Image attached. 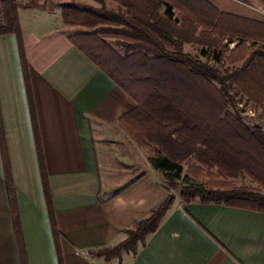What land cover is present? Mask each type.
<instances>
[{
	"label": "crops",
	"instance_id": "obj_1",
	"mask_svg": "<svg viewBox=\"0 0 264 264\" xmlns=\"http://www.w3.org/2000/svg\"><path fill=\"white\" fill-rule=\"evenodd\" d=\"M46 1L17 0L27 80L17 36H0V264H264V213L188 203L170 189L130 136L138 103L72 43L86 28L66 25ZM207 1L264 24V0ZM170 194L173 207L136 255H98Z\"/></svg>",
	"mask_w": 264,
	"mask_h": 264
},
{
	"label": "trees",
	"instance_id": "obj_2",
	"mask_svg": "<svg viewBox=\"0 0 264 264\" xmlns=\"http://www.w3.org/2000/svg\"><path fill=\"white\" fill-rule=\"evenodd\" d=\"M113 1L119 4L117 10L63 4L62 19L66 25L88 30L72 35V43L138 103V109L126 119L132 126L130 136L153 149L152 167L164 174L170 189L176 190L183 163L195 158L207 172L217 168L223 181L207 186L186 184L180 191L183 201L264 213L262 193L228 181L245 174L264 188V132L248 127L229 110L233 101L229 92L243 81L249 80L260 90L264 102V24L221 14L207 0ZM18 10L17 0H2L0 36H17L27 80L28 60ZM174 10L179 12L181 27L172 21ZM227 38L239 40L234 51L224 46ZM108 39H115L125 54H119ZM247 42H261L262 46L252 51ZM186 43L202 47L201 56L186 53ZM225 60L229 64L245 61L241 68L229 69ZM32 114L44 191L51 206L33 106ZM0 144L5 154L1 126ZM175 200L170 194L150 217L128 232L123 243L98 255L107 260L121 258L123 253L136 255L158 231ZM52 224L56 232L55 222Z\"/></svg>",
	"mask_w": 264,
	"mask_h": 264
},
{
	"label": "rangeland",
	"instance_id": "obj_3",
	"mask_svg": "<svg viewBox=\"0 0 264 264\" xmlns=\"http://www.w3.org/2000/svg\"><path fill=\"white\" fill-rule=\"evenodd\" d=\"M46 3L49 6L48 8L53 7L54 8L53 10L59 9V11L61 9L60 8L61 5L63 4H73L81 8L90 7V8H94L97 10H108V11L117 10L119 8V4L113 0H47ZM163 11L164 10H162V13H164ZM173 13H174V17L172 21L177 25V27H181L182 21L180 20L179 12L177 10H174ZM69 26H72V25H69ZM73 27H79V26H73ZM86 31L88 30L86 29ZM202 31H203V28L200 27L199 32H202ZM108 43L119 54L121 55L125 54L124 48L118 45L115 39H108ZM238 43L239 42L234 43L231 39L228 40L227 38L224 41V46L227 47L229 51H234ZM231 47H233L234 49L232 50ZM201 49L202 47H200L199 45L195 43L193 44L186 43L184 45V51L194 57L201 56L200 55ZM258 49L260 48H256V50ZM253 50L255 49L252 48V51ZM247 57H248V53H246L245 58ZM211 63L215 64L216 62L213 59ZM225 63H226L225 66L229 69H232V67H235L238 69V68H241L244 64V62H239V63L237 62L235 64H229L226 62V60H225ZM240 84H241L240 86H234L233 89L230 90L229 92L233 99L229 110L230 112L239 116L244 122V124L247 125L248 127L252 129H258L264 132V102L262 101L260 90L254 87V85L251 82H249V80L243 81ZM241 89L242 90L246 89V91L244 92L245 95L240 91ZM137 144L140 147V151L145 152V149L149 151L148 157L144 159V162L146 163L148 160V162L150 163V157L154 155L153 149L140 145L139 143ZM217 173H219L217 168H212L210 169V171L207 172L206 169L202 165H200L195 158L194 159L192 158L191 160H187L186 162L183 163V172H182L181 180L179 181V187L178 189L173 190V191H175L176 194H180L181 188L186 184L207 186L208 184L214 183L218 179L223 181L222 177H220ZM228 181L231 183H234L238 187L250 188L255 191H259L260 193L264 195V188L260 187L256 182H254L249 175H245V174L238 175L235 178H230Z\"/></svg>",
	"mask_w": 264,
	"mask_h": 264
}]
</instances>
